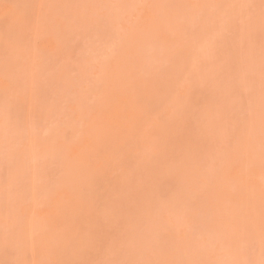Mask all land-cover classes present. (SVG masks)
<instances>
[{
	"label": "rangeland",
	"instance_id": "rangeland-1",
	"mask_svg": "<svg viewBox=\"0 0 264 264\" xmlns=\"http://www.w3.org/2000/svg\"><path fill=\"white\" fill-rule=\"evenodd\" d=\"M0 264H264V0H0Z\"/></svg>",
	"mask_w": 264,
	"mask_h": 264
},
{
	"label": "bare ground",
	"instance_id": "bare-ground-1",
	"mask_svg": "<svg viewBox=\"0 0 264 264\" xmlns=\"http://www.w3.org/2000/svg\"><path fill=\"white\" fill-rule=\"evenodd\" d=\"M135 82H137V83H138V81H135ZM135 82H134V83H135ZM137 83H136V84H133V85H134L136 88H137V87H139V86H138V85H139V83H138V84H137ZM65 194H66V193H65Z\"/></svg>",
	"mask_w": 264,
	"mask_h": 264
}]
</instances>
